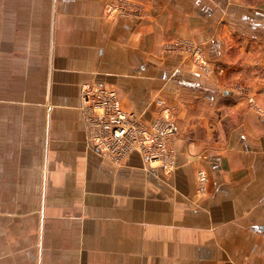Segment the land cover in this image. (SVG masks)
Here are the masks:
<instances>
[{
    "label": "crops",
    "instance_id": "0c3cea01",
    "mask_svg": "<svg viewBox=\"0 0 264 264\" xmlns=\"http://www.w3.org/2000/svg\"><path fill=\"white\" fill-rule=\"evenodd\" d=\"M123 1L0 0V264H264V2ZM88 83L169 109L174 169L100 154Z\"/></svg>",
    "mask_w": 264,
    "mask_h": 264
},
{
    "label": "built area",
    "instance_id": "2783aa9c",
    "mask_svg": "<svg viewBox=\"0 0 264 264\" xmlns=\"http://www.w3.org/2000/svg\"><path fill=\"white\" fill-rule=\"evenodd\" d=\"M119 4L112 5L109 10L113 12ZM82 98L88 105L99 108L95 112L102 119V135L108 137V142H100L96 138L101 134L95 132L98 136H94V131H91V139L96 140L93 142L98 152L104 154L105 147L116 151L121 149L125 156L129 151L137 149L147 162L159 161L162 167L169 170L174 165L173 142L178 127L169 109H165L164 114L154 123L146 124L133 113L121 109L118 92L114 88L88 83L83 87ZM126 137L132 138L125 140ZM117 141L122 144L119 145ZM112 156L119 158L114 154ZM201 180H206L205 174L201 175Z\"/></svg>",
    "mask_w": 264,
    "mask_h": 264
},
{
    "label": "rangeland",
    "instance_id": "374dc122",
    "mask_svg": "<svg viewBox=\"0 0 264 264\" xmlns=\"http://www.w3.org/2000/svg\"><path fill=\"white\" fill-rule=\"evenodd\" d=\"M249 1L254 2V3L264 2V0H249ZM121 12H125V13L131 12L129 4H127L125 2L120 3L116 7V9L113 11V16H115L116 13H121ZM166 44H165V48L167 49V51H187V50H190V51H192L194 53L193 54V58H194V61L196 63H200L201 65L206 64V59H205L206 56L205 55H204L205 57L203 56V52L201 51V52L197 53V50L193 51L194 49H191V48H194V47H192L190 44H188L185 40L173 41L172 43H166ZM82 106H83L84 113L86 115V124L89 127V129H91L92 132L94 131V136H98V135H95V132H98V133L101 134L96 139L98 141H100V142H102V141L103 142H108V137L102 135V132H103V128H102V125H101L102 119L99 117L100 115H96V112H95L99 108H96L95 106L88 105L86 103V101L83 102ZM261 111H262V109H261ZM102 112H104V111H102ZM177 132H178V129H177ZM177 132H176V134H177ZM175 137H174V139H175ZM130 138H132V137H126L125 140H128ZM93 140L96 141L95 139H93ZM117 142L119 143V145L122 144L119 141H117ZM112 152H114V153H112ZM100 154H102L105 157H111L113 159H120V157H122L125 154V152L123 150H121V149L119 151H116L115 149H109V148L105 147L104 154L103 153H100ZM113 154L116 157H119V158H114L112 156ZM147 163H150V162H147ZM153 164H156L158 166L160 165L162 167V165H161V163L159 161L158 162H153ZM172 169H174V165L170 168V170H172Z\"/></svg>",
    "mask_w": 264,
    "mask_h": 264
}]
</instances>
